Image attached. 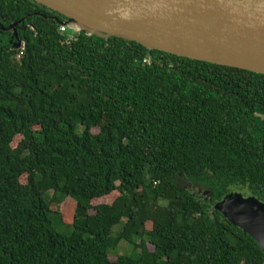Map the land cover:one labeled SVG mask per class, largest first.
<instances>
[{"label":"trees","instance_id":"16d2710c","mask_svg":"<svg viewBox=\"0 0 264 264\" xmlns=\"http://www.w3.org/2000/svg\"><path fill=\"white\" fill-rule=\"evenodd\" d=\"M41 7L0 0L22 19L0 35V264H264L214 208L264 202V74L62 32Z\"/></svg>","mask_w":264,"mask_h":264},{"label":"water","instance_id":"95a60500","mask_svg":"<svg viewBox=\"0 0 264 264\" xmlns=\"http://www.w3.org/2000/svg\"><path fill=\"white\" fill-rule=\"evenodd\" d=\"M77 31L264 74V0H34ZM70 33H75L69 30ZM19 41L16 48L21 47ZM264 253V202L235 191L214 205Z\"/></svg>","mask_w":264,"mask_h":264},{"label":"rangeland","instance_id":"374dc122","mask_svg":"<svg viewBox=\"0 0 264 264\" xmlns=\"http://www.w3.org/2000/svg\"><path fill=\"white\" fill-rule=\"evenodd\" d=\"M19 138H20L19 136L15 137V139L13 140V143L12 144L15 145L18 142ZM113 197H114V194L109 195V196H104L102 198L94 199L92 201V203H93V205L98 204V203H101V202L109 203V202L112 201ZM67 199H70V200L73 201V199L70 198V197H67ZM68 201L69 200H65V201H63L60 204L52 203V205H51L53 209H55L57 207L58 209H60V211H62L61 217H62V219L64 220L65 223H69V221L71 220L70 219V216L69 215H66V214L67 213L70 214L71 211H72V209H73V203L71 201H69V202ZM90 212L93 213L94 211L93 210H90ZM127 247L128 246L126 244L125 245L124 244L123 245L121 244V245H119V247H118L117 250L124 251V250H127L128 249ZM112 258H114V257H112Z\"/></svg>","mask_w":264,"mask_h":264},{"label":"flooded vegetation","instance_id":"af4514ba","mask_svg":"<svg viewBox=\"0 0 264 264\" xmlns=\"http://www.w3.org/2000/svg\"><path fill=\"white\" fill-rule=\"evenodd\" d=\"M40 4V3H39ZM42 5V4H41ZM44 6V5H42ZM42 9H45L47 11H50L52 9L50 8H46V6L41 7ZM50 9V10H49ZM57 12V11H56ZM47 16L53 17V18H57L56 15L54 13H47ZM59 21H65L66 18L64 20H61L60 18H57ZM22 19L16 20V21H12V22H7L5 19H3L2 21H0V35L3 37L4 33L5 34H9V35H15L18 40L19 36H18V29L21 27L19 24H21ZM18 40L16 42H13V44H17ZM4 45L2 44L1 47H3Z\"/></svg>","mask_w":264,"mask_h":264},{"label":"built area","instance_id":"2783aa9c","mask_svg":"<svg viewBox=\"0 0 264 264\" xmlns=\"http://www.w3.org/2000/svg\"><path fill=\"white\" fill-rule=\"evenodd\" d=\"M60 31L66 32L67 30H72L74 32H77V30L74 27L68 26L66 24H60L59 27ZM24 45H21V50L23 49Z\"/></svg>","mask_w":264,"mask_h":264}]
</instances>
